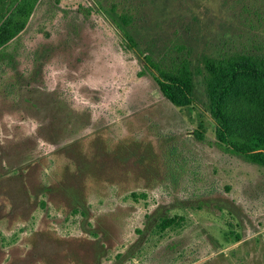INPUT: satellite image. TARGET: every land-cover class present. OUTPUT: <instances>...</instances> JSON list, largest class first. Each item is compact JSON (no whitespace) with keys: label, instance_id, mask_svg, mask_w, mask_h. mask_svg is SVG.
<instances>
[{"label":"rangeland","instance_id":"rangeland-1","mask_svg":"<svg viewBox=\"0 0 264 264\" xmlns=\"http://www.w3.org/2000/svg\"><path fill=\"white\" fill-rule=\"evenodd\" d=\"M241 53L264 59V0H40L0 52V264H264V166L219 145L206 89ZM146 56L189 62L191 105ZM241 88L229 138L264 153Z\"/></svg>","mask_w":264,"mask_h":264},{"label":"trees","instance_id":"trees-1","mask_svg":"<svg viewBox=\"0 0 264 264\" xmlns=\"http://www.w3.org/2000/svg\"><path fill=\"white\" fill-rule=\"evenodd\" d=\"M40 0H0V52L3 51L27 26ZM125 23H130L128 16ZM153 67L156 80L165 97L179 107L193 103V77L189 62L184 59L176 70L162 68L150 56H146ZM206 89L210 100L211 113L216 119L219 145L227 152L241 154L248 160L264 166V153L248 151L233 143L229 138L231 113L229 102L234 93L242 90L243 80H253L264 87V59L247 53L230 56L218 61L206 57L204 60ZM253 98V94L251 95ZM263 102V100H261ZM176 221L164 218L165 228Z\"/></svg>","mask_w":264,"mask_h":264}]
</instances>
